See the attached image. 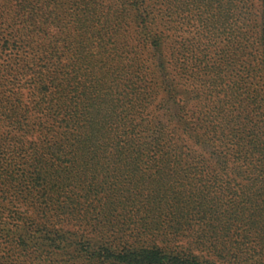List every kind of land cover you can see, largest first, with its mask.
<instances>
[{"label":"trees","instance_id":"16d2710c","mask_svg":"<svg viewBox=\"0 0 264 264\" xmlns=\"http://www.w3.org/2000/svg\"><path fill=\"white\" fill-rule=\"evenodd\" d=\"M15 7L0 264H264V0Z\"/></svg>","mask_w":264,"mask_h":264},{"label":"rangeland","instance_id":"374dc122","mask_svg":"<svg viewBox=\"0 0 264 264\" xmlns=\"http://www.w3.org/2000/svg\"><path fill=\"white\" fill-rule=\"evenodd\" d=\"M17 0H0V168L19 169V115L3 113L15 104L12 91L19 87V15ZM6 200L18 196L12 188L0 192ZM8 211L15 207L6 206ZM15 210V209H14ZM1 228V227H0ZM0 243H2L0 239ZM0 246V249L2 248ZM5 250V249H4ZM2 255V250L0 252Z\"/></svg>","mask_w":264,"mask_h":264}]
</instances>
